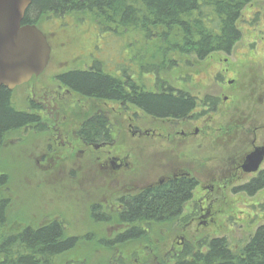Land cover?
Segmentation results:
<instances>
[{"label":"flooded vegetation","instance_id":"af4514ba","mask_svg":"<svg viewBox=\"0 0 264 264\" xmlns=\"http://www.w3.org/2000/svg\"><path fill=\"white\" fill-rule=\"evenodd\" d=\"M95 31L103 38L121 36L119 57L103 62L98 40L86 38L82 44L88 46L78 49L87 51V57L74 52L55 64L51 48L42 73L11 90L2 86L14 111L34 119L7 130L0 151L7 141L19 144L32 170L48 179L45 189L74 192L80 216L94 228L88 239L68 234L78 243L94 240L109 250L130 245L109 256L117 264L172 263L185 248H206L208 235L203 233L224 220L228 191L254 196L264 189L245 190L264 172V156L256 171L243 170L247 156L264 149V69L257 67L258 48L245 44L241 53L232 48L203 58L190 51H169L176 56L167 58L155 53L150 65L142 32L101 33L97 26ZM80 57L85 61L74 62ZM84 73L108 77L119 94L82 91L71 76ZM144 94L181 97L191 104L182 114L160 116L140 103ZM246 175L250 177L238 184ZM178 186L185 191L176 208L158 215L129 213L135 201L158 202ZM237 211L236 219L243 220L245 211ZM43 219L36 223L56 221L65 228L63 219ZM172 228L180 232L159 252L153 234Z\"/></svg>","mask_w":264,"mask_h":264},{"label":"trees","instance_id":"16d2710c","mask_svg":"<svg viewBox=\"0 0 264 264\" xmlns=\"http://www.w3.org/2000/svg\"><path fill=\"white\" fill-rule=\"evenodd\" d=\"M252 1L255 0H32L22 23L38 25L46 15H87L95 20L101 33L121 32L124 28L142 32L145 62H153L155 53L167 58L169 51H190L197 58H203L233 48L241 35L238 27L241 12ZM29 10L35 13L34 18L28 16ZM71 77L76 86L88 94L113 97L119 94L115 82L108 77L96 73ZM139 101L146 110L160 116L182 114L191 104L188 99L164 94H144ZM33 119L15 112L8 92L0 86V139L7 130L19 128ZM263 187L264 172L245 190L254 193ZM11 188L6 174L0 173V264H54L58 257L79 244L78 239L68 236L56 221L23 224L17 230L8 228L9 220L16 215L10 209L11 199L2 192ZM184 191L183 186H178L158 202L137 200L129 213L134 216L144 211L150 215L161 214L176 208ZM144 263L264 264V224L239 252H234L224 237H213L208 239L205 249L185 248L172 263L163 260Z\"/></svg>","mask_w":264,"mask_h":264},{"label":"rangeland","instance_id":"374dc122","mask_svg":"<svg viewBox=\"0 0 264 264\" xmlns=\"http://www.w3.org/2000/svg\"><path fill=\"white\" fill-rule=\"evenodd\" d=\"M28 16L34 18L35 13L29 10ZM95 25V20L90 16L68 14L63 16L46 15L45 17H41L36 26L49 37V44L53 55L52 63L56 64L60 61H67L66 57L74 52L77 55L85 54L87 57V51L78 48L88 46L82 43L86 41V38H89L90 42V38L92 37L98 40L97 43L102 48V50L97 48V51L100 50L105 54V56H101L103 62H108L110 58L119 57L123 47L121 36L113 35L103 38L104 36L98 33L96 36ZM238 27L241 35L240 39L233 46V51L241 53L246 47L245 44H254L258 48L256 51L254 50V55H256L257 59L259 58L258 62L261 64V66L257 65V67L258 69H264V0L252 1L243 8L238 20ZM100 40L103 43L106 42V44L101 43ZM169 56L176 55L170 54ZM86 57H80L74 62H84ZM158 58H162L161 55ZM194 60L193 62L195 63ZM145 63L152 64V62L149 63L148 61ZM202 67H204V64L201 65ZM41 81H43V78L37 81V87L42 84ZM7 142L5 145L7 147L0 151V173L6 174L9 186L11 188L12 184V188L11 191L3 190L2 193L11 199L13 205L10 209L14 211L13 215H16L15 219L9 220L7 227L17 230L23 224H34L43 218L44 221H50L56 217L66 221L65 228L63 229L67 235L70 234L88 239L90 235L87 233L91 232L94 228L88 222H84L85 215L80 216L79 205L74 203L76 201L74 192L72 190H67V193L58 191L49 192L48 188H44L45 185L49 187L48 179L40 178L38 172L32 170L33 166L29 158L20 150L22 147L19 144H9V141ZM31 172L34 173L33 177ZM249 177L250 175L244 176L238 184L243 183ZM225 201L227 203L222 207L224 214L221 217L224 220H219L217 224L207 226L203 234H207L208 239L224 237L230 248L234 252H239L253 235L254 231L264 224V189L254 196H249L243 192L234 194L228 191V197ZM237 210L245 211L246 214L242 215L243 220L236 219L240 215ZM47 215L49 217H45ZM96 227L99 226L96 225ZM101 231L102 235L107 236L106 231ZM179 232L172 228L153 234L152 240L158 244V246L156 245L159 247L157 248L158 251H166L172 243L174 236ZM127 246L130 245H120L114 249L124 250ZM114 249L109 250L108 247L100 246L94 240L81 241L74 249L58 257L54 264H117L109 259V256L113 255L114 252L115 254L118 253ZM136 264L145 263L138 262Z\"/></svg>","mask_w":264,"mask_h":264},{"label":"water","instance_id":"95a60500","mask_svg":"<svg viewBox=\"0 0 264 264\" xmlns=\"http://www.w3.org/2000/svg\"><path fill=\"white\" fill-rule=\"evenodd\" d=\"M32 0H0V86L13 89L38 76L46 68L51 48L46 35L35 24H23ZM264 156L255 149L243 170L254 172Z\"/></svg>","mask_w":264,"mask_h":264}]
</instances>
